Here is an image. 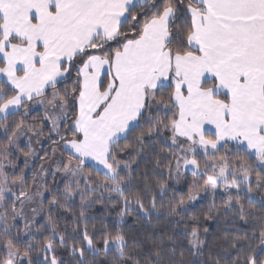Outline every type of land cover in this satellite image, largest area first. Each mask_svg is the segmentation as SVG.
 Listing matches in <instances>:
<instances>
[{
	"label": "snow or ice",
	"instance_id": "obj_1",
	"mask_svg": "<svg viewBox=\"0 0 264 264\" xmlns=\"http://www.w3.org/2000/svg\"><path fill=\"white\" fill-rule=\"evenodd\" d=\"M0 264H264V0H0Z\"/></svg>",
	"mask_w": 264,
	"mask_h": 264
}]
</instances>
